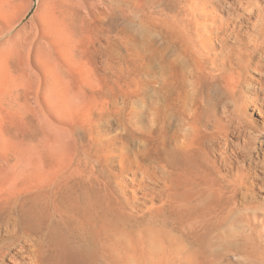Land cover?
Listing matches in <instances>:
<instances>
[{"label": "bare ground", "instance_id": "6f19581e", "mask_svg": "<svg viewBox=\"0 0 264 264\" xmlns=\"http://www.w3.org/2000/svg\"><path fill=\"white\" fill-rule=\"evenodd\" d=\"M174 2L165 33L149 35L150 120L145 126L140 112L131 122L134 151L122 142L109 187L72 169L35 172L48 194L1 186L0 264H138L136 233L165 251L175 243L157 218L206 202H214L216 226L222 214L243 212L237 222L249 231L254 263L264 264V0ZM143 134L159 139L163 153L146 157ZM17 169L8 181L20 179ZM192 225L201 230L199 250L214 229L200 219Z\"/></svg>", "mask_w": 264, "mask_h": 264}, {"label": "rangeland", "instance_id": "374dc122", "mask_svg": "<svg viewBox=\"0 0 264 264\" xmlns=\"http://www.w3.org/2000/svg\"><path fill=\"white\" fill-rule=\"evenodd\" d=\"M177 7L174 0H0V187L48 194L39 176L62 177L71 169L109 187L122 142L135 149L131 122L141 112L149 124L150 32L163 35L167 13ZM173 98L178 103V91ZM137 137L146 157L163 153L159 139ZM11 167L23 174L19 180L8 181ZM212 206L166 208L156 222L175 245L146 247L136 233L137 263L257 264L249 231L237 222L243 212L222 214L216 226ZM196 219L214 229L201 236L199 250Z\"/></svg>", "mask_w": 264, "mask_h": 264}]
</instances>
